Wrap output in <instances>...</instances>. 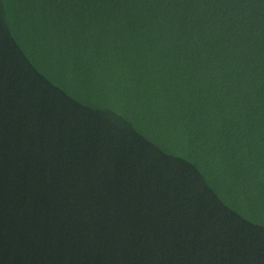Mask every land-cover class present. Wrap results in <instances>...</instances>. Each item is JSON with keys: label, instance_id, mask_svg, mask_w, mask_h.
<instances>
[{"label": "water", "instance_id": "1", "mask_svg": "<svg viewBox=\"0 0 264 264\" xmlns=\"http://www.w3.org/2000/svg\"><path fill=\"white\" fill-rule=\"evenodd\" d=\"M0 264H264V0H0Z\"/></svg>", "mask_w": 264, "mask_h": 264}]
</instances>
